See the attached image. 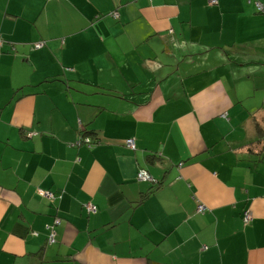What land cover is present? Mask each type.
I'll list each match as a JSON object with an SVG mask.
<instances>
[{
  "label": "crops",
  "instance_id": "0c3cea01",
  "mask_svg": "<svg viewBox=\"0 0 264 264\" xmlns=\"http://www.w3.org/2000/svg\"><path fill=\"white\" fill-rule=\"evenodd\" d=\"M0 45V264H264V0H0Z\"/></svg>",
  "mask_w": 264,
  "mask_h": 264
},
{
  "label": "built area",
  "instance_id": "2783aa9c",
  "mask_svg": "<svg viewBox=\"0 0 264 264\" xmlns=\"http://www.w3.org/2000/svg\"><path fill=\"white\" fill-rule=\"evenodd\" d=\"M211 4H216L217 0H210ZM261 6H259V9L261 10ZM41 44H36V47L39 48L41 47ZM0 50H1V45H0ZM127 145L129 147H135L136 145V141L134 139H128L127 140ZM138 179L139 180H143V181H153V178L150 176V174L146 171V170H140V172L138 173ZM43 196H50L51 198H54V195L50 192H42ZM89 211H91V208H87ZM205 210V206L204 205H199L198 206V212L202 213ZM253 219V215L250 211H246L245 212V221L247 223H249L250 221H252ZM61 224V219L60 218H56L54 221V225L52 226L51 229V236H50V241H54L55 240V232H54V226Z\"/></svg>",
  "mask_w": 264,
  "mask_h": 264
},
{
  "label": "rangeland",
  "instance_id": "374dc122",
  "mask_svg": "<svg viewBox=\"0 0 264 264\" xmlns=\"http://www.w3.org/2000/svg\"><path fill=\"white\" fill-rule=\"evenodd\" d=\"M37 44H41L42 46L44 45L42 42H39V43H37ZM41 46V47H42ZM40 48V47H39ZM4 112V109H3V107H0V118L2 117V113ZM7 117V115H4V117L3 118H1L2 120H4L5 118ZM84 138H85V136H84ZM83 138V139H84ZM52 194H53V192H52ZM54 195V194H53ZM48 198H51L50 196H47ZM89 206V208H91V209H94V207L92 206V205H88Z\"/></svg>",
  "mask_w": 264,
  "mask_h": 264
},
{
  "label": "trees",
  "instance_id": "16d2710c",
  "mask_svg": "<svg viewBox=\"0 0 264 264\" xmlns=\"http://www.w3.org/2000/svg\"><path fill=\"white\" fill-rule=\"evenodd\" d=\"M81 134L83 135V138H84L85 134L84 133H81Z\"/></svg>",
  "mask_w": 264,
  "mask_h": 264
}]
</instances>
